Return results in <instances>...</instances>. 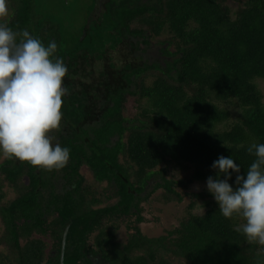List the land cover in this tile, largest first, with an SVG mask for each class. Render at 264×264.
Listing matches in <instances>:
<instances>
[{
	"label": "trees",
	"instance_id": "obj_1",
	"mask_svg": "<svg viewBox=\"0 0 264 264\" xmlns=\"http://www.w3.org/2000/svg\"><path fill=\"white\" fill-rule=\"evenodd\" d=\"M137 1L106 0L100 12L97 0H7L0 22L55 41L68 68L61 126L50 135L70 149L59 170L8 156L0 163L8 264H61L66 228L62 264H264V249L234 230L243 217L224 218L215 202L200 214L190 203L165 234L137 225L156 190L166 205L182 201L176 187L206 183L220 155L242 174L255 159L247 148L264 143V0ZM154 38L159 55L140 48ZM131 97L137 110L128 112ZM191 196L213 198L207 189ZM119 223L126 241L116 237Z\"/></svg>",
	"mask_w": 264,
	"mask_h": 264
},
{
	"label": "clouds",
	"instance_id": "obj_2",
	"mask_svg": "<svg viewBox=\"0 0 264 264\" xmlns=\"http://www.w3.org/2000/svg\"><path fill=\"white\" fill-rule=\"evenodd\" d=\"M8 14L7 0H0V20ZM57 48L55 41L46 46L28 30L0 22V152L49 171L70 160V149L50 135L61 126L68 92V68ZM247 152L255 159L243 174L232 156L220 155L205 187L224 218L243 217L234 230L264 249V143H252Z\"/></svg>",
	"mask_w": 264,
	"mask_h": 264
},
{
	"label": "rangeland",
	"instance_id": "obj_3",
	"mask_svg": "<svg viewBox=\"0 0 264 264\" xmlns=\"http://www.w3.org/2000/svg\"><path fill=\"white\" fill-rule=\"evenodd\" d=\"M71 3L75 4L74 0H71ZM226 3L231 7H236L237 5V2L234 0H227ZM156 40L157 38L150 40L149 44L147 45L141 44L140 48L145 47V48L151 49V51L156 50V53L159 55V53L161 52L159 48H161V46L163 45L157 42ZM161 59H165V57H163V54L161 55ZM132 99L133 97H131V99H129L128 102L126 103L128 112H133L137 110L136 108L135 109L132 108V104H133ZM224 106L231 112V117L233 115L232 118H234L237 115L236 108L233 105L226 104V105H223V107ZM232 121L233 120L230 119L228 122L231 123ZM6 156L7 155H5L4 153L3 155L2 154L0 155V163H2V161L6 158ZM173 169H172L171 174L176 175L178 178L180 177L184 178L188 175V172H184L180 169L178 170H173ZM87 170L88 169L86 167H83L80 173L84 175L87 183H92L93 180ZM100 185L105 186L106 182H102ZM176 190L182 194L185 193L183 195L182 201H172L169 203V205H166L164 201L155 199V197L156 196L158 197L161 191V189H159L154 192L153 196L149 197V200H145L142 202V208H143L142 214L144 215V218L148 220V221H142L139 224L136 223L140 227L142 232L150 236L165 234L167 230L172 229L179 223L180 216L185 214L186 211L184 209L190 203H193V211L198 214H200L207 207V205L211 204L210 202L217 203L214 200V198L203 197V196L202 197H192L191 196L192 193L205 192L206 190L205 182H193L189 184L188 187L186 188L177 186ZM4 191H5L7 199L12 198L14 196V192L8 189L7 187L4 188ZM240 220H241L240 223L242 225L244 223V219L241 218ZM112 223H115V221H113ZM2 231H3V225L0 220V234L2 233ZM96 233L97 232L93 233L90 236V239H89L90 242L93 241V237L96 235ZM128 233L129 232L126 230L125 225L119 223V227H118L117 235H116L117 239L119 241H126ZM33 236L37 238L39 237V234L37 235L34 234ZM40 237H42L46 241L48 248H49L51 245L50 237L49 236H40ZM0 253L4 254L3 257H5V258L0 257V264H8L9 260L6 259V256L14 260L13 250H10L9 247L3 243V241H0ZM93 258L97 262L100 261L98 257L94 256Z\"/></svg>",
	"mask_w": 264,
	"mask_h": 264
},
{
	"label": "flooded vegetation",
	"instance_id": "obj_4",
	"mask_svg": "<svg viewBox=\"0 0 264 264\" xmlns=\"http://www.w3.org/2000/svg\"><path fill=\"white\" fill-rule=\"evenodd\" d=\"M97 1H98V7L100 8V12H101L103 9H105V1H106V0H97ZM143 2H144V4H145V3H148L149 0H138V1H137V5L140 6L139 4L142 5ZM152 3H154V2H152Z\"/></svg>",
	"mask_w": 264,
	"mask_h": 264
},
{
	"label": "water",
	"instance_id": "obj_5",
	"mask_svg": "<svg viewBox=\"0 0 264 264\" xmlns=\"http://www.w3.org/2000/svg\"><path fill=\"white\" fill-rule=\"evenodd\" d=\"M66 234H67V228L65 229V232H64V236H63V240H62V249H61V260H60V263L62 264L63 263V250H64V244H65V237H66Z\"/></svg>",
	"mask_w": 264,
	"mask_h": 264
}]
</instances>
